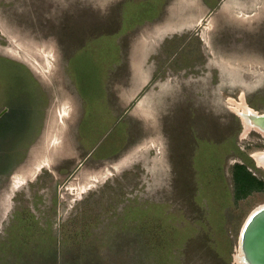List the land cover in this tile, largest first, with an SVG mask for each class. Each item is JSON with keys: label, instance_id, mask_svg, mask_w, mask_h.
Wrapping results in <instances>:
<instances>
[{"label": "rangeland", "instance_id": "obj_1", "mask_svg": "<svg viewBox=\"0 0 264 264\" xmlns=\"http://www.w3.org/2000/svg\"><path fill=\"white\" fill-rule=\"evenodd\" d=\"M126 1L0 0V57L23 64L45 99L18 162L0 170V236L11 233L0 245L10 256L3 264L14 257L19 264H79L77 234L85 238V231L75 228L86 209L104 222L121 216L162 228L151 232L155 238H171L172 224L187 225L180 238L193 234L192 226L206 233L215 224L217 238L231 241L235 264L244 220L264 205V191L237 201L232 179L242 156L264 182L251 157L264 153V135L243 134L234 106L250 107L264 95V0H165L158 16L130 29L118 13ZM144 16L152 11L135 21ZM102 46L112 60L99 57ZM88 55L92 72L85 71ZM140 83L143 91H135ZM5 108L0 102V112ZM24 133L12 132V141ZM232 139L239 153L223 154L224 179L215 165L207 175L195 169V155L197 161L217 144L230 148ZM34 196H46L43 208L33 206ZM21 208L34 212L28 223ZM35 217L57 222L54 235Z\"/></svg>", "mask_w": 264, "mask_h": 264}, {"label": "crops", "instance_id": "obj_2", "mask_svg": "<svg viewBox=\"0 0 264 264\" xmlns=\"http://www.w3.org/2000/svg\"><path fill=\"white\" fill-rule=\"evenodd\" d=\"M142 88V84L140 83L136 85L135 91L139 89L143 91L144 88ZM88 194H90V192H88ZM45 197L46 196H38L36 198L34 196L32 202L33 206L43 208L45 206ZM60 198L61 196H57V194L54 195V199L58 200L57 205H59ZM81 200L83 201L84 199L80 198L75 202V207L78 203H82ZM29 213L33 215V217L35 216L34 212L30 211ZM83 216L84 215H82L81 218ZM45 219H37L35 217L33 221H38L39 228L41 227V230L49 231L51 236H53L57 222L50 221L45 223ZM135 223L136 222L130 221L123 222L121 216L115 217L114 222H104L101 220L100 216H95L86 209L85 223H79L75 228L78 232L85 231V238L83 234H77V240H79L77 247L81 252V261H78V263L157 264L158 260H161L162 264H231V241L226 237L222 239L217 238L218 236L215 234V230H217V228L215 229V224L213 226L207 224L208 230L206 233L192 226L191 231L195 228L193 234H190L188 238L183 236V239V237L180 238L179 236L181 234L184 235V232L187 234V231H189L185 223L172 224L174 232L171 236L168 235L171 238L167 237L166 232L163 234L158 233L155 238L151 232L153 230L156 232L162 231V228L154 229L147 223L140 225ZM37 231L39 233L40 229H37ZM199 231H201L203 235L206 234L208 238H203ZM9 235V232L3 233L1 237L4 239ZM224 236H226L225 232ZM82 242L85 247L82 246ZM220 242L226 244L224 251L219 249ZM38 244H40V242H38ZM71 248L65 250L66 255H71V252H73ZM70 262L71 261H69V263Z\"/></svg>", "mask_w": 264, "mask_h": 264}, {"label": "trees", "instance_id": "obj_3", "mask_svg": "<svg viewBox=\"0 0 264 264\" xmlns=\"http://www.w3.org/2000/svg\"><path fill=\"white\" fill-rule=\"evenodd\" d=\"M164 1L165 0H137V2H134L131 0H127L126 2L120 4L118 13L121 17L120 22L122 23V27L126 26L127 29H130L134 25L141 23L143 20H151L152 18H155L156 16H158L160 12V8ZM203 1L208 4L206 0ZM149 11H152V16L150 18L144 16L143 19H138L137 22L135 21L136 20L135 16L137 13L142 15ZM131 22L132 25L131 27L128 28V25ZM73 56L71 59L76 61L78 56L76 54L74 57ZM99 57L105 58L106 59L105 61L112 60V55L108 53V49L106 46L101 47ZM93 58L92 56L88 55L89 60H87V63L85 65V71L89 70V72H92L93 68H96L94 62L95 60ZM72 67L74 68L73 65ZM0 76L3 80L2 82H0V102L2 103L3 106L7 105L9 107V114L6 116V118L0 121V170H1L5 164L8 165L9 163L15 161L18 162V158L21 156V152H22L20 149L21 148L20 146L22 145V141L24 140L28 141V139H30L29 132H31L32 129L37 130L39 114L45 99H44L43 91L41 90V88H39L37 82L34 80L29 70L23 64L8 58L0 57ZM75 76L76 74L74 73L72 77L73 80ZM85 84H87V82ZM11 87L12 90L11 92H9ZM84 100L85 99H83V102ZM261 101L262 103H264V97L262 98ZM255 103L252 102L251 106L255 107ZM21 108H25L28 111L29 113L28 116ZM29 124L31 125L28 126ZM23 128H25V133L23 134L25 135V137H23L24 139L18 142H13L10 134H12V132L14 131H19L20 129ZM231 142L232 145L230 148L223 146V144L222 145L217 144L215 150L209 149L205 151L203 155L200 156L199 159H197V161L194 160L196 156L195 155L192 159V163L194 164L193 166L195 167V169L198 170L199 167H201V169L207 175L208 173H211L213 171V168H215L213 166L215 165L219 169L221 175L223 176L221 178L224 179V175L222 173L223 154L231 152L237 155L239 153L238 149L236 148L233 142V139L231 140ZM241 160L243 161V164L234 165L232 170V179H233V185L236 188L237 201L244 199L246 196L250 195L253 192L264 191V182H261L260 180L256 179L254 176L250 174V172L246 170V168L250 167L249 165L252 163L251 160H247L242 156H241ZM249 162L250 164L248 165L247 163ZM5 173L6 175L9 174L7 173V171ZM217 179H220L219 175L217 176ZM29 214L30 213L25 212V210H22L20 212V216L25 217L23 222L26 221V217ZM26 222L28 223L29 221ZM6 230L7 232H4V234L8 233V229ZM2 238L3 237L0 236V245L5 247V245H2L1 242H5L6 238L4 239ZM5 258L10 259V256L5 257V255L2 252H0V264H3L2 262ZM20 260L21 257H14L15 264H19Z\"/></svg>", "mask_w": 264, "mask_h": 264}, {"label": "water", "instance_id": "obj_4", "mask_svg": "<svg viewBox=\"0 0 264 264\" xmlns=\"http://www.w3.org/2000/svg\"><path fill=\"white\" fill-rule=\"evenodd\" d=\"M5 108L0 119L8 113ZM252 124L264 131V116L249 119ZM243 260L247 264H264V208L257 211L239 234Z\"/></svg>", "mask_w": 264, "mask_h": 264}, {"label": "bare ground", "instance_id": "obj_5", "mask_svg": "<svg viewBox=\"0 0 264 264\" xmlns=\"http://www.w3.org/2000/svg\"><path fill=\"white\" fill-rule=\"evenodd\" d=\"M193 22V21H192ZM189 24V23H188ZM191 24V23H190ZM183 27V26H182ZM168 30V29H167ZM170 32V31H169ZM159 39H160V35H159ZM222 62V61H221ZM229 65V64H228ZM231 65V64H230ZM229 71V70H228ZM231 71V69H230ZM243 98V97H242ZM242 100V99H241ZM231 102V101H229ZM234 106L239 109L240 111V118L244 127V132L243 134H246L248 130L251 131H257L259 133H261L262 135H264V131H262L260 128L256 127L254 124H252L251 118H255V117H259V116H264L262 114L257 113V111L251 109L250 107H248L247 105L245 106V104H243L241 102V104H234ZM232 110V109H231ZM242 110V111H241ZM250 131V132H251ZM264 151V149H263ZM255 152V151H254ZM253 153V152H252ZM251 153V154H252ZM251 157L254 159L255 164L258 168L262 169L264 171V153L262 154H252ZM110 175V174H109ZM22 182V181H21ZM94 182V179H93ZM95 183V182H94ZM261 208H264V205L257 207L255 210H252L253 212L247 217L246 220H244V224L243 227L240 231V233L242 232V230L244 229V227L246 226L247 222L254 216V214L259 211ZM234 261L235 264H247L244 262L243 260V254H242V250H241V245L240 243H238L236 251H235V256H234Z\"/></svg>", "mask_w": 264, "mask_h": 264}, {"label": "flooded vegetation", "instance_id": "obj_6", "mask_svg": "<svg viewBox=\"0 0 264 264\" xmlns=\"http://www.w3.org/2000/svg\"><path fill=\"white\" fill-rule=\"evenodd\" d=\"M264 97V95L263 96H256V98H254L251 102L249 101V106L253 109V110H255V111H257V113H258V110H259V107H258V103L261 105V106H264V103H262V98ZM258 102V103H255V102ZM255 103V107H252L251 106V103ZM9 114V111H8V113L7 114H5L1 119H0V121H2L4 118H6V116ZM262 115H264V113H262ZM252 162V161H251ZM252 165H253V163H251ZM246 198V197H245Z\"/></svg>", "mask_w": 264, "mask_h": 264}]
</instances>
